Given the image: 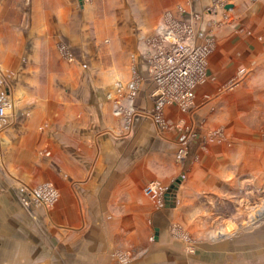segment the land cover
I'll return each mask as SVG.
<instances>
[{"label": "rangeland", "instance_id": "1", "mask_svg": "<svg viewBox=\"0 0 264 264\" xmlns=\"http://www.w3.org/2000/svg\"><path fill=\"white\" fill-rule=\"evenodd\" d=\"M176 1L0 0V93L7 105L6 121L0 127V264H71L64 261V247L60 251L58 244L67 238L69 245L85 233L70 223L86 215L73 213L70 193L62 188L65 182L53 181L50 171L41 169L38 163L45 159L28 165L34 150L20 144L21 112L22 119L28 121L33 106L48 110L51 103L53 109L65 105L74 109L81 98L91 100L101 92L109 100L105 107L124 116L126 123L132 121L137 114L136 73L146 71L148 63L151 76L150 58L160 48L167 29L182 43L207 49L206 75L195 91L198 101L183 109L192 115L210 108L216 118L206 134L212 144L217 143L212 151L222 164L216 167V175L207 174L208 179L213 178L204 187L194 185L190 172L182 175L186 177L183 188L216 190L221 197L209 198L216 213L209 216L202 214L205 209L187 212L182 208L171 229L162 231L161 239L170 234L194 253L212 238L218 249L213 264H264V65L255 69L244 65L245 69H237L233 75H229L231 70H215L219 81L214 80L209 63L220 42L215 38L225 35V26L231 28L235 23L236 27L238 22L224 15L223 0H210L196 10ZM177 11H184L185 16L175 15ZM215 16L218 19L214 21ZM39 126L42 130L45 121L40 120ZM24 128L33 130L32 121ZM177 128L181 145L185 135L194 139L202 129L194 123ZM8 130L9 137L5 134ZM208 146L196 150L199 159L208 153ZM184 152L179 146L178 158L184 157ZM198 157L193 162H200ZM23 166L33 173L24 171ZM225 177L224 188L221 179ZM153 181L160 184L158 196L153 198L144 191L152 181L142 193L146 205L155 207L165 202L160 194L166 189L160 181ZM199 199L186 197L180 205L192 207L201 203ZM80 200L78 196L77 203ZM66 208L70 213L64 212ZM210 221L214 226L209 228L205 223ZM154 232L148 227L138 230L137 236L154 240ZM118 257L125 261L121 264H127L135 254L125 248Z\"/></svg>", "mask_w": 264, "mask_h": 264}, {"label": "crops", "instance_id": "2", "mask_svg": "<svg viewBox=\"0 0 264 264\" xmlns=\"http://www.w3.org/2000/svg\"><path fill=\"white\" fill-rule=\"evenodd\" d=\"M176 2L196 10V7L210 0ZM223 3L226 9L224 15L238 24L235 27L234 23L231 28L225 26V35L215 38L216 43L218 40L220 42L210 59L209 69L214 70L215 77L212 78L217 82L219 80L215 70H231L229 75H233L237 69H245L244 65L253 66L254 69L260 64L264 65V0H223ZM189 13L193 12L189 10ZM175 15L185 16V12L179 11ZM218 16L213 17L214 21ZM148 67L147 63L146 71L136 73L139 81L134 103L137 114L128 123L124 116L118 117L104 106L107 97L101 95V92L92 94L91 100L89 97L87 100L81 98L74 109H70L69 105L53 109L51 103L48 110L35 109L33 106L30 110L32 120H23L21 112L20 144L34 150L30 158L28 155L32 159L28 165L35 166V159H45L38 164L42 170L50 171L53 181L65 182L62 188L70 193L73 213L86 215L85 218L78 216L76 220L70 221L74 226L84 229L85 233L69 245L67 238L58 244L60 251L64 247L62 255L66 262L121 264L125 261H121L118 254L125 248L135 254L127 264L215 262L211 260L218 250L216 243H211L214 239H208V244L203 243V249L197 248L194 253H189L185 243L175 240L170 234L161 239V233L171 229L173 220L178 219L182 208L188 209L187 212L205 209L202 214L209 216L216 213V206L211 205L210 199L221 196L210 187L203 189L204 183L213 178L210 176L208 179V176L217 173V168L222 164L220 156L213 152L217 149V143L212 144L206 134V130H211V122L216 117L211 114L210 108L191 115L192 111L185 112V109L174 104L166 105L158 111L150 95L154 85ZM197 101L195 95L194 106ZM199 101L200 105L203 104L200 98ZM40 120L46 123L42 130L38 129ZM30 121L34 131L24 128L25 123ZM190 123L204 128L205 133L200 129L194 139L185 135L186 141L181 145L177 126ZM5 134L7 137L11 135L9 130ZM179 146L180 149L185 148L184 157L177 156ZM207 146L208 153L202 154L203 157L199 159L196 150H203ZM196 157L200 162H193ZM201 166L203 169H200ZM24 167V171L33 173V169ZM189 172L194 185L200 183L203 187L183 188L186 177L182 175ZM153 180L160 181L166 189L161 195L165 202L155 207L146 205L142 193L143 187ZM221 180H224V188L227 187V178ZM175 184L176 188H173ZM202 190L209 192L200 193ZM78 196L81 200L77 203ZM195 196L201 198V203L192 207L180 205L183 198ZM78 205L80 211L74 209ZM64 212L68 214L70 210L66 208ZM205 225L210 228L214 223L210 221ZM148 227L155 231L154 240L139 239L137 231Z\"/></svg>", "mask_w": 264, "mask_h": 264}, {"label": "built area", "instance_id": "3", "mask_svg": "<svg viewBox=\"0 0 264 264\" xmlns=\"http://www.w3.org/2000/svg\"><path fill=\"white\" fill-rule=\"evenodd\" d=\"M164 32L160 38V48L150 58V78L155 84L151 96L156 100L158 111L170 104L181 108L191 107L196 88L206 75L207 49L202 45L182 43L183 40L176 38L174 32L168 29ZM6 106L5 97L0 93V127L6 121ZM148 185L144 189L146 194L153 198L156 194L158 196L156 191L160 184L152 181Z\"/></svg>", "mask_w": 264, "mask_h": 264}, {"label": "water", "instance_id": "4", "mask_svg": "<svg viewBox=\"0 0 264 264\" xmlns=\"http://www.w3.org/2000/svg\"><path fill=\"white\" fill-rule=\"evenodd\" d=\"M179 182H176V184H178ZM176 184L175 185H173L174 187L173 188H176Z\"/></svg>", "mask_w": 264, "mask_h": 264}, {"label": "bare ground", "instance_id": "5", "mask_svg": "<svg viewBox=\"0 0 264 264\" xmlns=\"http://www.w3.org/2000/svg\"><path fill=\"white\" fill-rule=\"evenodd\" d=\"M230 233V232H229Z\"/></svg>", "mask_w": 264, "mask_h": 264}]
</instances>
